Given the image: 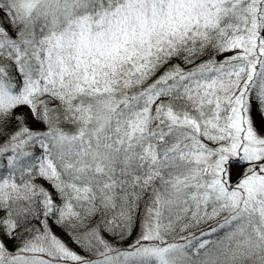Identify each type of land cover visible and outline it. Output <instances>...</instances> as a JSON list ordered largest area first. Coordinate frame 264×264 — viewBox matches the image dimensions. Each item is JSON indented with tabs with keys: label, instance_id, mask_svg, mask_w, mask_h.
Returning a JSON list of instances; mask_svg holds the SVG:
<instances>
[{
	"label": "snow or ice",
	"instance_id": "snow-or-ice-1",
	"mask_svg": "<svg viewBox=\"0 0 264 264\" xmlns=\"http://www.w3.org/2000/svg\"><path fill=\"white\" fill-rule=\"evenodd\" d=\"M0 264H264V0H0Z\"/></svg>",
	"mask_w": 264,
	"mask_h": 264
}]
</instances>
